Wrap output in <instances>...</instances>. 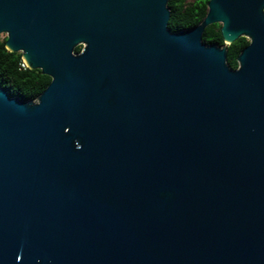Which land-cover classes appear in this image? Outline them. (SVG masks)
Listing matches in <instances>:
<instances>
[{"label":"water","instance_id":"1","mask_svg":"<svg viewBox=\"0 0 264 264\" xmlns=\"http://www.w3.org/2000/svg\"><path fill=\"white\" fill-rule=\"evenodd\" d=\"M167 4L0 0L5 49L50 78L0 87V264H264V0L177 32Z\"/></svg>","mask_w":264,"mask_h":264},{"label":"trees","instance_id":"2","mask_svg":"<svg viewBox=\"0 0 264 264\" xmlns=\"http://www.w3.org/2000/svg\"><path fill=\"white\" fill-rule=\"evenodd\" d=\"M209 0H168L167 7L170 17L167 27L170 32L190 29L198 25L206 15ZM5 40L0 41V87L5 88L12 97L17 96L21 100H34L50 83L48 76L42 75L39 70L21 68L20 53L8 52ZM202 42L205 44L223 45L220 34V24L207 26L202 34ZM249 44L246 38H239L227 46L226 62L232 68H237L236 58ZM81 47L75 48L79 53Z\"/></svg>","mask_w":264,"mask_h":264},{"label":"built area","instance_id":"3","mask_svg":"<svg viewBox=\"0 0 264 264\" xmlns=\"http://www.w3.org/2000/svg\"><path fill=\"white\" fill-rule=\"evenodd\" d=\"M20 67H21V68H26V65H25V63L23 62V60H22V62H21V64H20Z\"/></svg>","mask_w":264,"mask_h":264},{"label":"rangeland","instance_id":"4","mask_svg":"<svg viewBox=\"0 0 264 264\" xmlns=\"http://www.w3.org/2000/svg\"><path fill=\"white\" fill-rule=\"evenodd\" d=\"M5 38H6V36L4 34L0 35V41H3Z\"/></svg>","mask_w":264,"mask_h":264}]
</instances>
